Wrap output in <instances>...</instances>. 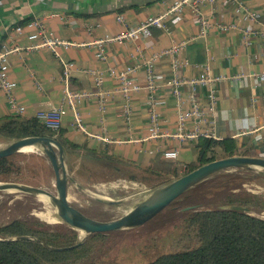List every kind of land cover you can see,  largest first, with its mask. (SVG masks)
Returning a JSON list of instances; mask_svg holds the SVG:
<instances>
[{
	"label": "crops",
	"instance_id": "crops-1",
	"mask_svg": "<svg viewBox=\"0 0 264 264\" xmlns=\"http://www.w3.org/2000/svg\"><path fill=\"white\" fill-rule=\"evenodd\" d=\"M175 1L0 0V50L21 48L8 58V78L23 108L22 113L13 110L7 93L0 89V120L38 118L40 112L64 106L60 129L68 141L81 147L80 155L67 153V168L73 178L68 187L69 200L71 188H82L77 178L81 172L93 182V175L103 173L82 158L85 149L97 151L102 157H120L143 168L157 156L164 159L165 151L175 150V163L179 174L184 175L187 167L181 166L197 160L199 140L182 142L173 135L180 115L190 111L192 97L203 108V127H213L216 140L232 138L240 148L249 146L252 156L264 157V81L258 79L264 74V0H219L213 6L203 5L202 14L212 24L204 35L199 18L188 9L184 17L168 16L166 29L152 28L148 37L107 40L163 14ZM29 19H35L54 37L76 45L60 47L56 52L50 48L29 49L33 44L29 36L39 29L27 24ZM17 26L23 27L21 32L16 31ZM100 40H104L105 60L97 56L94 43ZM175 46L179 48L172 55L168 51ZM65 63L72 65L71 90L89 95L75 100L76 110L65 101ZM206 68L221 77V82L210 88L187 89L180 100L173 94L168 85L173 77H200ZM94 71L102 73V86L97 85ZM122 71L128 72V87L138 89L123 92L124 84L117 77ZM151 80L154 93L149 87ZM211 90L215 91L212 106ZM77 113L84 129L77 123ZM153 113L160 116V130L165 136L151 138ZM247 128L252 132H246ZM111 182L126 187L124 183L131 181L122 178Z\"/></svg>",
	"mask_w": 264,
	"mask_h": 264
},
{
	"label": "trees",
	"instance_id": "trees-1",
	"mask_svg": "<svg viewBox=\"0 0 264 264\" xmlns=\"http://www.w3.org/2000/svg\"><path fill=\"white\" fill-rule=\"evenodd\" d=\"M34 22L35 19H29L27 24ZM34 136L53 137L67 153L81 154V147L68 141L61 129L54 131L38 118L9 117L0 120L1 142ZM196 147L197 160L186 166L185 174L215 160L252 156L249 146L240 148L232 138H201ZM85 150L82 158L93 163L95 169L106 170L112 175V180L124 178L136 182L143 190L157 189L183 176L179 174V167L175 162L161 159V156H157L150 165L143 168L120 157H102L97 151ZM16 167L14 155L1 158L0 177L10 179L16 173ZM213 179L224 181L231 191L211 208L194 209V203L187 206L186 201L192 199V190ZM246 180L264 181V176L242 170L221 172L199 183L181 200L168 207L190 209L183 220L179 235L171 244V251L146 264H264V218L253 214L264 211V196L253 193L238 194L234 191L237 187L231 188L235 181L241 184ZM232 205L247 207L251 212L248 214L224 208ZM25 234L35 236L51 247L68 246L79 240L77 234L38 229L19 218L0 224V238ZM106 238L107 235H95L82 245L62 252L47 250L32 240L0 241V264H114L103 263L97 259L99 244L105 242Z\"/></svg>",
	"mask_w": 264,
	"mask_h": 264
},
{
	"label": "rangeland",
	"instance_id": "rangeland-1",
	"mask_svg": "<svg viewBox=\"0 0 264 264\" xmlns=\"http://www.w3.org/2000/svg\"><path fill=\"white\" fill-rule=\"evenodd\" d=\"M8 143L10 142L0 141V148ZM14 160L17 164L16 173L10 179L0 177V183L29 184L56 194L53 168L41 150L27 148L15 154ZM181 168L184 169L185 166ZM77 178L82 188L70 189V202L85 215L101 221L123 216L138 201L153 191V189L143 190L138 183L133 181L125 182L126 187L122 184L115 185V182H111L112 175L106 170L102 174L93 175L92 178L95 181L104 180L103 183H94L95 181L91 179L89 181L86 172L84 174L81 172ZM223 182L213 179L200 184L192 190V199L186 201L187 206L194 203L193 205H196L194 209L213 207L231 191L230 186ZM236 187L234 191L238 194L253 193L264 196V181L246 180L241 184L235 181L231 188ZM184 209L186 208L171 207L141 227L107 234L105 242L99 244L97 259L103 263L146 264L161 254L169 253L171 244L179 235L183 220L189 211ZM253 214L264 218V211ZM12 218L22 219L38 229L59 233L71 232L72 235L77 234L79 239L83 237L80 232L59 219L56 209L44 196L10 191L0 192V224Z\"/></svg>",
	"mask_w": 264,
	"mask_h": 264
},
{
	"label": "water",
	"instance_id": "water-1",
	"mask_svg": "<svg viewBox=\"0 0 264 264\" xmlns=\"http://www.w3.org/2000/svg\"><path fill=\"white\" fill-rule=\"evenodd\" d=\"M27 148H38L48 158L55 175L56 194L39 186L9 182L0 183V192L10 191L48 198L52 206L56 209L59 219L72 229L80 232L83 237L76 243L63 247L47 246L37 237L30 234L19 235L12 238H0V241L32 240L39 243L47 250L54 252L74 249L90 240L95 235H107L116 231L141 227L154 219L173 203L181 200V198L193 187L215 174L242 170L256 172L264 176V157L233 156L215 160L198 167L168 184L154 189L152 193L141 201H138L132 209L123 216L109 221H101L85 215L70 202L68 198V187L69 182H73V178L67 168V152L55 138L50 136H34L11 141L5 147L0 148V159L21 153ZM108 203L114 204L112 202ZM224 208L248 214L251 212L249 208L238 205L226 206ZM189 209L190 208H186L184 210Z\"/></svg>",
	"mask_w": 264,
	"mask_h": 264
},
{
	"label": "built area",
	"instance_id": "built-area-1",
	"mask_svg": "<svg viewBox=\"0 0 264 264\" xmlns=\"http://www.w3.org/2000/svg\"><path fill=\"white\" fill-rule=\"evenodd\" d=\"M219 0H176L173 5L167 9L163 14H160L158 16H152L142 23H140L137 27L128 29L124 31L122 34H119L118 36L107 39V40H139L144 37H148L151 35L152 28H159V29H166V19L168 16L171 15H181L184 17V14L186 10L190 9L192 10L196 16L199 18L200 23L202 25V33L203 35L207 33L209 29H211V22L204 17L202 14V6L205 4H208L210 6L215 5ZM237 1V0H236ZM120 22H123V17H119L118 19ZM30 25H36L39 27L38 31L36 33H33L29 36V39L33 41V44L29 49L31 50H38L42 48H50L52 51L56 52V50L60 47H72L75 46V43H71L68 41H64L62 39L54 37L52 34L48 33L46 29L39 26V23L36 21L34 23H31ZM21 26L16 28L17 32L22 31ZM104 40L96 41L94 44L98 46V54L97 56L100 59L105 60L106 59V53L105 49L102 46ZM179 46L173 47L172 50L168 51L172 55L175 54L178 50ZM21 48L14 47V48H8L4 47L0 50V89L4 90L8 95V101L11 105V108L15 110L17 113H22L23 108L18 105V101L13 93L14 84L9 80L8 78V58L15 52L20 51ZM176 62V61H175ZM176 66V65H175ZM71 67L72 65L69 63H65L64 65V72L63 77L66 83V90H65V101L66 103L71 104L72 108L76 110V104L75 100L79 98V96H89V95H80L76 94L71 90L70 87V74H71ZM115 73V72H114ZM128 72H119L117 74V77L122 81L124 84L123 92L127 94L129 90L131 89H138L137 87H133L130 89L128 87L126 82ZM94 79L98 86H102L103 83V75L101 72L94 71L92 72ZM116 74V73H115ZM259 81H264V74H262L259 78ZM222 80L221 77L213 75L209 68H206L205 74H203L200 77H194V78H184L180 76L173 77L168 85L170 86L173 94L180 100L185 90L192 89L193 91L197 90L199 87H212L213 84L220 83ZM150 89L153 91V93L156 91L154 81L151 80L149 84ZM102 95V93H99ZM209 101L211 106L214 104L215 101V91H210ZM154 99V98H152ZM153 105V104H152ZM212 109V107H211ZM65 114L64 106H61L60 108L53 109L48 112H40L38 114V119L43 122L48 128L58 131L61 127L62 118ZM76 120L81 129H84L82 125V119L79 115V113L76 114ZM161 118L156 113H153L151 116V138H159L161 136H165L161 134L160 130V121ZM205 115L203 108L194 97L191 99V109L185 114H181L178 123H177V131L173 135V137H176L182 142H192V141H198L201 138H212V139H218L217 134L215 133V130L213 127L211 128H204L203 126L206 124L205 121ZM189 124L193 125L192 129H189ZM246 132L251 133L252 129L247 128ZM164 159L171 160V161H177L178 160V152L175 150H168L165 151L163 154ZM186 169V166L185 168Z\"/></svg>",
	"mask_w": 264,
	"mask_h": 264
},
{
	"label": "bare ground",
	"instance_id": "bare-ground-1",
	"mask_svg": "<svg viewBox=\"0 0 264 264\" xmlns=\"http://www.w3.org/2000/svg\"><path fill=\"white\" fill-rule=\"evenodd\" d=\"M14 203V202H13Z\"/></svg>",
	"mask_w": 264,
	"mask_h": 264
}]
</instances>
